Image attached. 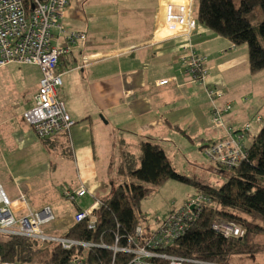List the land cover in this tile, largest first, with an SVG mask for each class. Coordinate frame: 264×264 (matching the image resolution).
<instances>
[{
  "label": "crops",
  "instance_id": "1",
  "mask_svg": "<svg viewBox=\"0 0 264 264\" xmlns=\"http://www.w3.org/2000/svg\"><path fill=\"white\" fill-rule=\"evenodd\" d=\"M160 22L161 0H89L87 5L73 0L64 11L65 31L84 34L69 45L57 66L62 80L58 98L75 122L68 141L77 181L65 188L83 186L84 197L93 199L90 205L96 192L105 187L110 192L119 166L140 163L141 140L149 139L163 150V143L195 142L203 153L204 147L224 136L211 127V104L204 87L185 83V38L162 36ZM66 35L52 29L51 45H67ZM190 40L196 54L207 58V85L223 91L216 103L231 104L225 124L235 130L250 125L257 134L264 126V105L253 102L251 85L264 70L251 74L247 47L233 46L199 24ZM161 79L174 80L156 85ZM39 80L35 65L11 63L0 69V90L4 87L21 98L11 106L0 105V189L10 201L24 195L33 212L52 210L45 176L69 158L66 138H52L47 147L23 118L34 105ZM256 116L261 123H255ZM97 171L102 181L96 178ZM112 174V181L105 178ZM64 202L68 217L81 209L77 202Z\"/></svg>",
  "mask_w": 264,
  "mask_h": 264
},
{
  "label": "built area",
  "instance_id": "2",
  "mask_svg": "<svg viewBox=\"0 0 264 264\" xmlns=\"http://www.w3.org/2000/svg\"><path fill=\"white\" fill-rule=\"evenodd\" d=\"M68 3L69 0H0V68L11 63L35 65L39 68L40 80L34 105L23 113V118L33 128L39 140L64 137L69 148V134L75 122L69 117L63 101L58 98L62 80L57 66L59 58L69 52V45L76 39L84 38V34L66 32L61 25ZM192 6L193 0H161L159 28H165L169 32L165 36L185 38V83L204 87L211 104V127L223 131V138L206 146L203 154L219 168H233L248 158L251 143L247 142L255 138L256 134L250 125L235 130L225 124L224 115L230 111L231 104L216 103L223 97V91L207 85V58L196 54L191 44V34L198 25L193 17ZM54 28L67 33V45H51V31ZM172 80L174 79H161L156 85H167ZM254 121L261 123V118L256 116ZM86 194L83 186L62 190V197L68 203H75ZM209 204L208 197L197 193L167 218H154L150 221L145 218L135 227L132 235L115 236L113 244L106 245L102 238L99 242H94L47 234L42 227L55 220L49 207L33 212L28 209L24 195L10 201L0 191V233L26 237L42 245L57 244L65 251L79 248L80 253L68 264H83L85 253L95 248L109 250L112 253L111 264H116L118 254L124 257L121 264H217L183 259L165 251L187 232ZM99 206V200H95L87 209L75 211L70 224L85 222L87 229L94 231L97 226L94 211ZM211 229L224 238H241L244 235L241 227L222 219L215 220ZM255 260V256L251 258L240 254L229 257L226 263L221 264H250L252 261L255 264ZM0 264L15 263L0 260Z\"/></svg>",
  "mask_w": 264,
  "mask_h": 264
},
{
  "label": "trees",
  "instance_id": "3",
  "mask_svg": "<svg viewBox=\"0 0 264 264\" xmlns=\"http://www.w3.org/2000/svg\"><path fill=\"white\" fill-rule=\"evenodd\" d=\"M257 10L264 16V0H193L197 24L233 46L246 45L251 74L264 70V19L259 18ZM41 141L50 146V139ZM139 150L140 163L119 166L109 196L99 200L100 206L94 211L96 229L88 230L85 222L73 223L62 236L94 242L102 238L106 245H111L115 236L132 235L135 227L145 220L140 211L142 200L166 181L175 180L193 186L198 194L209 198L210 204L187 232L166 248L167 253L221 264L231 255L264 251V126L251 141L248 158L236 167L227 168L228 179L220 186L177 172L161 146L149 139L141 140ZM126 179L129 181L125 182ZM217 219L241 227L244 235L224 238L215 233L211 224ZM79 251V248L65 251L57 244H52L50 249L39 248L36 240L0 233V260L5 262L29 264L47 252L42 264H68ZM123 260L118 254L115 263L121 264ZM111 262L109 250L95 248L85 253L83 264Z\"/></svg>",
  "mask_w": 264,
  "mask_h": 264
},
{
  "label": "rangeland",
  "instance_id": "4",
  "mask_svg": "<svg viewBox=\"0 0 264 264\" xmlns=\"http://www.w3.org/2000/svg\"><path fill=\"white\" fill-rule=\"evenodd\" d=\"M69 1L71 3V1L73 0ZM78 2H80V4L82 5H87L89 3V0H78ZM257 14L261 20L264 19V16L260 13V11L257 10ZM160 33L162 36L169 34V32L165 28L161 29ZM244 46L246 47V45ZM252 79L253 78H250V82ZM254 80L255 83H253L252 85L250 83V85L255 88L254 93H252L253 102H260L261 105H264V72L255 76ZM9 91L10 90L5 89L4 87L2 88V90H0V105L11 106L13 105V101L15 99L19 102L21 101V98H19L18 96L15 97V95L9 93ZM27 96L28 94L25 93V99L27 98ZM247 98L248 100L246 101V104L250 102L249 96ZM261 98L263 99L261 100ZM262 116L264 118V110L262 112ZM163 144H165L164 150L166 154L171 158L173 166L175 167L177 172L188 177L195 176L201 181L214 186H220L228 179V170L219 169L215 164L208 161L206 156L199 149L200 144L187 141H175L174 143ZM70 150L71 148H67L69 158H63L62 162H58L59 164L63 163V167H58L56 169L52 168L45 176L49 184L47 186L49 189H51L47 194L49 196L47 201L50 205L53 204V206H55L53 207L51 205V208L55 215V220L42 227V230L49 235L63 234L66 228L71 223L72 217L75 213L74 212L68 217V212L65 210V208H63L66 204L62 196H60V192H62L61 190H63V188L67 186H75L76 183L74 182V180L77 181L76 178L78 170L73 166V154ZM68 161H70V164L68 163ZM114 176L115 175L112 174L110 175V177L106 176L105 178H111L112 181L114 179ZM96 178L101 181L103 178L99 175L98 171ZM196 194V189L193 186L182 184L175 180H168L158 188L154 189L151 194H149L145 199L142 200L140 204V211L145 216L147 221H150L154 218L162 220L179 209L186 201H188ZM95 196L96 197L94 199L96 200L107 198L109 196V189L105 187L102 191L96 192ZM92 201L93 199L91 200L89 196H86L77 201V206L85 210ZM51 247L52 243H49L47 246L39 244V248L50 249ZM245 255H249V257L251 258H254L255 256V264H264V251L257 254ZM42 257H48V253H43L40 258L35 259V261L29 264H42ZM252 262L250 264H254Z\"/></svg>",
  "mask_w": 264,
  "mask_h": 264
},
{
  "label": "water",
  "instance_id": "5",
  "mask_svg": "<svg viewBox=\"0 0 264 264\" xmlns=\"http://www.w3.org/2000/svg\"><path fill=\"white\" fill-rule=\"evenodd\" d=\"M0 191H1V189H0ZM2 192V191H1Z\"/></svg>",
  "mask_w": 264,
  "mask_h": 264
}]
</instances>
